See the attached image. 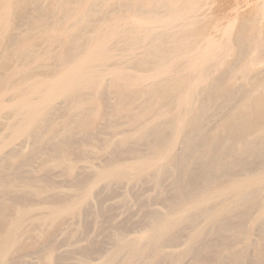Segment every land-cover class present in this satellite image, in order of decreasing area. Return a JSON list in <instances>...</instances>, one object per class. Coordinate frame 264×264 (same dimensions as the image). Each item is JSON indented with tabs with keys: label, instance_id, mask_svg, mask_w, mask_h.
Segmentation results:
<instances>
[{
	"label": "bare ground",
	"instance_id": "6f19581e",
	"mask_svg": "<svg viewBox=\"0 0 264 264\" xmlns=\"http://www.w3.org/2000/svg\"><path fill=\"white\" fill-rule=\"evenodd\" d=\"M213 3L0 0V264H264V0Z\"/></svg>",
	"mask_w": 264,
	"mask_h": 264
},
{
	"label": "rangeland",
	"instance_id": "374dc122",
	"mask_svg": "<svg viewBox=\"0 0 264 264\" xmlns=\"http://www.w3.org/2000/svg\"><path fill=\"white\" fill-rule=\"evenodd\" d=\"M215 1L216 0H213V7H215V9H218V7H219V9H218V12H217V14L218 13H220L222 10V12H221V15L225 12V10L224 9H226L227 8V10H229L230 9V13H232L233 12V10H236L237 12L240 10V12H241V10H242V12H244V13H247V11L248 10H250L249 12H251V7H252V4L254 5V0H225V1H221V0H217L216 1V3H215ZM226 4V5H225ZM218 5V6H217ZM231 6V8L233 7V9H231L230 8V6ZM233 5V6H232ZM224 6V7H223ZM223 7V8H222ZM237 7L239 8L238 10H237ZM246 7V8H245ZM222 8V9H221ZM229 8V9H228ZM220 10V11H219ZM226 10V11H227ZM232 10V11H231ZM235 11V12H236ZM234 12V14H236ZM227 12H225L224 14H226ZM228 13H229V11H228ZM240 15H242L241 13H239ZM250 14V13H249ZM230 15H232V14H229L228 16H227V18H229V16ZM244 16H245V14H243ZM248 15V14H247ZM246 15V16H247ZM251 15L252 14H250V16L249 17H251ZM215 16V15H214ZM219 17V16H218ZM217 17V18H218ZM222 17L224 18V17H226V15L224 16V15H222ZM222 17L220 18V20L219 21H222V22H224L225 20V18L224 19H222ZM231 17V16H230ZM239 17H242V16H239ZM222 19V20H221ZM228 21V20H227ZM80 163H83V161H81Z\"/></svg>",
	"mask_w": 264,
	"mask_h": 264
}]
</instances>
